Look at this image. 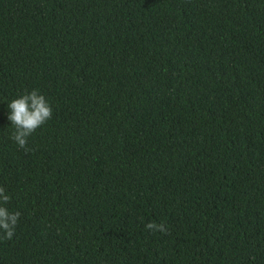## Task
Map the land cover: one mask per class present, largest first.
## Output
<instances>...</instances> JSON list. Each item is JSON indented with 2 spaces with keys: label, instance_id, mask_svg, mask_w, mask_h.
Returning <instances> with one entry per match:
<instances>
[{
  "label": "trees",
  "instance_id": "1",
  "mask_svg": "<svg viewBox=\"0 0 264 264\" xmlns=\"http://www.w3.org/2000/svg\"><path fill=\"white\" fill-rule=\"evenodd\" d=\"M0 186V264H264V0H0Z\"/></svg>",
  "mask_w": 264,
  "mask_h": 264
},
{
  "label": "clouds",
  "instance_id": "2",
  "mask_svg": "<svg viewBox=\"0 0 264 264\" xmlns=\"http://www.w3.org/2000/svg\"><path fill=\"white\" fill-rule=\"evenodd\" d=\"M10 113L8 119L14 126L11 139L18 147L29 151L27 148V138L40 126H42L52 116V107L43 94L38 89L25 92L18 98L11 100L8 104ZM10 196L4 187L0 186V239H12L15 226L21 215L19 211H9L6 205L10 201ZM146 228L153 232L159 231L167 233L168 229L163 222H149Z\"/></svg>",
  "mask_w": 264,
  "mask_h": 264
}]
</instances>
